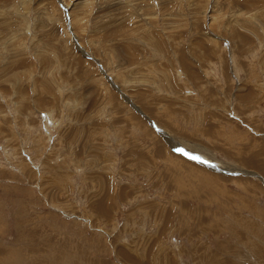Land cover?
Returning <instances> with one entry per match:
<instances>
[{
  "label": "rangeland",
  "instance_id": "1",
  "mask_svg": "<svg viewBox=\"0 0 264 264\" xmlns=\"http://www.w3.org/2000/svg\"><path fill=\"white\" fill-rule=\"evenodd\" d=\"M0 264H264V0H0Z\"/></svg>",
  "mask_w": 264,
  "mask_h": 264
}]
</instances>
